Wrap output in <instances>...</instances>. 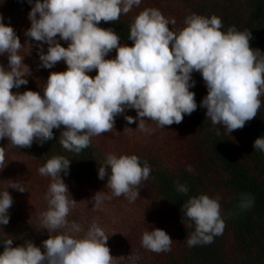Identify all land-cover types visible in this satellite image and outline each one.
<instances>
[{"label": "clouds", "instance_id": "1", "mask_svg": "<svg viewBox=\"0 0 264 264\" xmlns=\"http://www.w3.org/2000/svg\"><path fill=\"white\" fill-rule=\"evenodd\" d=\"M140 3L35 0L28 13L31 26L25 36L38 42L41 67L51 69L60 61L67 65L66 71L50 72L43 96L32 90L11 91L27 85L31 70L24 63L25 55L20 54L24 44L13 27L3 23L0 14V55L7 54L8 59L7 69L0 64V140L7 138L14 146L30 148L34 141L43 144L53 139V129L63 126L61 145L79 153L90 145L91 137L111 132L115 118L126 109L137 112L136 117L124 116L127 123L138 120V128L144 132L150 131L146 120L161 128L180 124L184 115L197 109L195 93L189 90L195 86L194 71L201 74L206 85L207 95L200 106L206 109L205 115L213 125H222L230 134L257 116L260 97L264 96V55L250 47V31H237L232 26L225 33L219 17L192 14L185 19L186 26L176 32L154 8L135 17L128 38L132 46L121 45L113 29L97 26L101 21H117ZM57 37L69 42L68 46L63 47ZM43 44L48 45L46 53ZM112 50H116L115 58L105 59ZM93 70L97 72L94 77L87 74ZM253 147L264 152V137H258ZM5 166V150L0 147V170ZM69 167V159L54 156L38 169L40 175L51 178L46 195L48 209L41 213V226L48 233L65 231L49 235L42 242L43 252L31 240L13 247V240L7 239L0 264H113L108 236L95 223L82 238L74 235L82 229L67 217L77 202L69 199L68 186L61 177V173L68 174ZM187 171L194 169L189 165ZM150 172L148 162L142 167L136 155L108 154L98 169V178L107 177L111 195L96 192L93 208L112 196L123 195L135 202L140 198L139 186ZM10 187L26 191L18 182ZM176 187L178 192L188 193L186 185L177 182ZM253 202L249 194H241L239 207L248 209ZM12 204L7 190L0 193V225L9 223ZM182 208L185 217L195 224V231L187 239L189 247L210 244L214 236L223 233L226 225L219 197L193 196ZM141 242L145 249L161 253L171 251L173 240L166 231L153 228L144 231Z\"/></svg>", "mask_w": 264, "mask_h": 264}, {"label": "trees", "instance_id": "2", "mask_svg": "<svg viewBox=\"0 0 264 264\" xmlns=\"http://www.w3.org/2000/svg\"><path fill=\"white\" fill-rule=\"evenodd\" d=\"M34 4L35 0L32 3L0 0V14L3 23L13 27L24 44L20 54L25 55L24 63L31 70V75L26 77L27 85L11 91L32 90L43 96L50 72L66 71L67 65L60 61L51 69L40 66L38 42L25 36L31 26L28 13ZM148 8L159 10L170 21V30L176 32L186 26L185 19L192 14L207 18L215 15L222 21V32L226 33L232 26L237 31H250V47L264 55V0H141L139 6L122 14L117 21H101L97 26L113 29L121 45L132 46L133 41L128 39L130 27L135 17ZM57 40L63 47L68 46L69 42L59 37ZM47 48L43 44L45 53ZM115 56L116 50H112L105 59ZM0 64L7 69V54L0 55ZM87 74L94 77L97 72ZM192 79L195 86L189 90L195 93L197 109L191 115H184L180 124L161 128L146 120L150 131L144 132L138 128V120L127 123L124 116L136 117L137 112L126 109L115 118L111 132L91 137L90 145L79 153L61 145L63 126L53 129V139L43 144L34 141L30 148L14 146L7 138L0 140L6 165L0 170V193L7 190L13 198L8 210L9 223L0 225V253L7 239L13 240V247L31 240L43 252L42 242L49 235L65 231L48 233L41 226V213L48 209L46 195L51 178L38 171L50 158L64 156L70 160V167L68 174L61 173V177L68 186L69 199L77 202L67 219L82 229L74 235L82 238L95 223L108 236L113 264H264V152L253 147L258 137H264V96L260 97L257 116L242 129L228 134L222 125H213L205 115L206 109L200 106L207 95L201 74L194 71ZM108 154L136 155L142 167L148 162L151 172L139 186L140 198L135 202H129L123 195L112 196L99 208H93L96 192L111 195L106 187L107 177L98 178V169ZM189 165L194 171H187ZM12 182L22 184L26 191L21 193L11 188ZM177 182L188 187L187 194L177 191ZM201 194L219 197L221 218L226 226L221 235L214 236L212 243L189 247L187 239L195 231V224L185 217L182 205ZM241 194H249L253 199L250 208L239 207ZM153 228L170 235L173 240L170 252L155 253L142 246L144 231Z\"/></svg>", "mask_w": 264, "mask_h": 264}]
</instances>
